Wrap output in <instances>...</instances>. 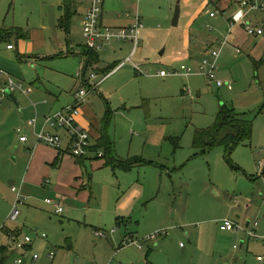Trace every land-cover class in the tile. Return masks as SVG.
Returning <instances> with one entry per match:
<instances>
[{"label": "rangeland", "instance_id": "rangeland-1", "mask_svg": "<svg viewBox=\"0 0 264 264\" xmlns=\"http://www.w3.org/2000/svg\"><path fill=\"white\" fill-rule=\"evenodd\" d=\"M63 1L21 2L33 13V30L47 26V46L37 53L41 61L16 62L11 70H4L26 90L37 85L41 93L59 97V104L68 106L80 88L84 71L82 54L87 48L82 21L89 3L76 0L78 13L66 36L58 25ZM203 1L192 0L188 9L185 0H129L126 9L119 0H105L106 24L118 18L132 23L138 12L145 28L140 32V45L132 63L108 78L99 92H91L83 106L91 104L100 119L110 116L106 131L120 161L141 158L148 164L130 171L105 169V159L88 164L93 180L86 202L77 199L69 203L77 206V213L65 206L62 216H56L53 207L45 204L50 198L48 190L33 191L34 202L19 206L22 215L18 222L6 223L9 229L20 226L33 241L24 257L25 264H144L140 262L144 260L160 264H264V37H248L244 29L235 27V39L224 48L215 74L217 82L232 84L233 89L219 87L204 75L184 76L182 66L197 68L180 55L189 53L184 49L185 40L218 34V24L225 21L226 16L217 11L221 9L215 12L217 19L209 18L210 8L195 19L194 27L187 29L186 10L194 16ZM178 3L183 17L180 26L174 28L172 20ZM258 3L264 5V0ZM249 18L255 23L260 20L259 27L264 29V11L252 13ZM227 24L219 28L226 34ZM57 41H62L63 47L58 48ZM219 47L216 43L207 51ZM109 52L99 53V65L88 67L86 80L91 79V85L99 83L115 66L107 69L113 62ZM131 53L132 49L122 62ZM172 70L181 74L165 79L158 75ZM92 74L98 78L93 80ZM20 95L17 90L14 96L19 100L7 97L0 104L12 109L11 115L0 113V123L6 124L0 127V142L18 136L16 131L23 124ZM224 107L239 115L248 114L254 127L251 143L240 145L231 161L225 159L223 147L204 155L194 148L197 133L213 129ZM15 154V149L0 148V220L8 212L9 202L16 198L12 187L20 184L16 180L20 159L16 163ZM98 154L105 156L99 149L94 159ZM135 190L139 193L131 208L119 211L118 203ZM225 219L240 226L258 222V238L223 229ZM3 227L0 224V245L6 237ZM98 230L104 231L106 238L97 237ZM149 238L151 241H146ZM132 241H140L143 252L136 246L128 247ZM122 246L126 248L121 250ZM34 255L39 260L33 263L30 259Z\"/></svg>", "mask_w": 264, "mask_h": 264}, {"label": "crops", "instance_id": "crops-1", "mask_svg": "<svg viewBox=\"0 0 264 264\" xmlns=\"http://www.w3.org/2000/svg\"><path fill=\"white\" fill-rule=\"evenodd\" d=\"M22 1L23 0H0V66H2L0 68V71H3L4 73L7 72L4 69L11 70V68L13 67V64H15L16 62L24 63L27 60H31L33 62L41 61L42 59H40L39 56H37V53H40V51H42V49H45V47L47 46V41L45 40V38H46L45 30L47 29V26L42 25L44 27L41 28V30H33L32 26H31V22H30V20H31L30 16H32L33 13L29 12L27 10V8L21 3ZM64 1L62 2V5L59 7L60 10H61L62 6L64 5ZM128 1L129 0H126V1L119 0V2L122 3V7L126 8V9H128L127 8L128 4H129ZM191 1L192 0H185L186 6L188 9H190L189 3H191ZM256 1L258 2L261 0H253L254 3ZM238 4H239V0H204L201 4V8L198 10L196 9L194 16H190L188 13L189 10H186L185 18L187 21V25H186L187 29L194 27L195 23L197 22L195 19L203 13L206 14V12L210 8H211V10L209 11V13L207 15V16H209V18L217 19V16L215 18L211 17V13H215L217 9H221V11H219V10H217V11L219 13L224 12L222 14H224V17L226 16L224 19L225 21H221L218 24V28H217L218 34H215V33L208 34L207 33V34H205V36H199L196 40L195 39L191 40V38L189 39V37L187 36L188 38L184 42V49L187 50L189 53L186 55V52H182L180 55H183V56H186L187 58H189L193 68L197 67L196 69H194L196 75L202 76V74H199V72L202 71L201 64L203 61L201 59L202 58L205 59V58L209 57V55H208L209 52L207 51L209 49V46L215 45L216 43H219L222 39H224L226 37V35L229 37V44L231 43V41H233L235 39V37H234L235 32L238 29L235 30V32L233 33L234 29H236V28L231 30L230 24L233 21L232 16L239 9ZM73 6H74V9H76L77 13H78V9L76 7V0L74 1ZM43 9H44V7L42 8V10ZM61 11H62V15L58 20V25H59L60 19L65 14V12L63 10H61ZM84 12H85V15L83 16V21L87 15L88 7L84 10ZM43 13H44V10H43ZM182 17H183V12H181L179 22L181 21ZM126 18L130 19L129 14H127ZM247 20L252 22L253 24H255L257 26L261 25V27H262V22L260 20L256 21L257 24L251 18H247ZM83 21H82V24H83ZM110 21H111L110 25L106 24V22H104V24L109 25L110 27L116 28V29L128 28L131 25H133V22L132 23L126 22V21L121 20L119 18L113 19V20L111 19ZM226 21L228 23L227 24L228 25V33L227 34L224 33L223 31L219 30V28H222L223 23H225ZM180 23H179V26H180ZM83 26H84V24H83ZM59 27H60V25H59ZM206 28H209V27L207 26ZM237 28H239V30L244 29L243 32L245 35H247L244 26L241 25ZM16 29L21 30L22 33L19 34L16 31ZM82 34H83V30H82ZM224 34H226V35H224ZM232 34H233V36H232ZM40 35H42V37H40ZM65 35L69 36L70 34L67 35L65 33ZM139 35H140V33H139ZM247 36L251 37L249 35H247ZM261 37H264V35ZM261 37H256V38L260 39ZM253 38H255V37H253ZM56 45L58 48L63 47V42L57 41ZM192 46H193V49H192ZM86 48H87V46H86ZM131 49H132V46L129 43H119L118 42L117 44H113L112 46L108 47L105 50V51H108V50L110 51L109 53L112 54L111 58L113 59V62L108 66L107 69L112 67V65H114V64H115V66H113L109 70L106 69L107 71H110V72L107 73L104 76V78L101 81H99V83L93 82V83H95L94 85H99L98 89L104 84V82L108 78L119 73V71H121V69L125 67L124 66L117 71L116 68L119 65L116 66V64L119 61L121 63H123L122 61L129 56V52L131 51ZM85 51L88 52L89 49H86ZM236 51L238 54H241V51L239 52L238 49ZM85 53L86 52H84L82 54L83 57H85V66L83 68L84 71H83L82 75H80V77H81L80 88L74 93L73 99H72L73 102L68 106L74 105L75 94L78 91H80L82 88H85L86 85H89L90 82H92V81H90L91 79H89V81L86 80V79H88V77H86L87 76L86 72L88 71L87 70L88 67L97 66L101 62L100 55H98L99 53H95V55L97 57L96 61H92L90 63V65H88L89 58H87L85 56ZM203 54L205 55V57ZM95 69H98V68L95 67ZM136 71L138 72L137 69H136ZM172 71H175V70H172ZM7 73L4 75H2L0 73V88L3 87L4 84H6L7 81L11 78ZM196 75H192V76H196ZM184 76H186V75H184ZM4 77L6 78L5 80H4ZM166 77H170V76H165L162 78L165 79ZM186 77H190V76H186ZM33 87H34V89L31 87L28 88V90H29L28 95L29 96H25L23 93L20 92V94H21L20 98L22 99L21 101L23 103L22 114H21L22 118H23V122H21V124L22 123L23 124L16 131L18 136L14 137L13 141H8V140L6 141V139L3 138L4 139L3 142H0V148L2 150H5V151L12 150L13 151L15 149V152H16L15 161L18 158V159H20V164H21V166H20V164L18 165L17 170H18L19 175L16 179L17 181H19L20 184L12 187V193L14 195H16V198H15V200H11L9 202L8 209H7L8 212L0 220V224L1 225L4 224V227L6 226L8 217L12 213V210L15 206V202H16L17 197H18L17 193L13 192V188H15V187L20 191L21 195L23 196V203L22 204H24V202L29 201V200H30V202L31 201L34 202V199L32 198L33 197L32 194L34 193L33 191H37V190L39 191V190H44V189L46 190L47 189L48 190L47 193L50 194V198H46V200L52 199L55 204L60 205L63 208L65 206H68L69 211H73V212L77 213V211H78L77 206L69 204V203L70 202H76L77 199L84 200L86 202V200H85L86 192H88V191L90 192V189H91V183H90V180L88 178L89 176H91L88 173V164H90V163L94 164L95 160H102L99 157L97 159H94V157H96L95 152L98 151V150H96V146L98 145L99 140L102 138V134H103L102 128H103L105 118L103 117V119H100L96 115L91 104H89L87 106H83L81 108V115L79 116V120H78L80 125L85 130H87V132L90 133V142L93 145L92 147H95V149L91 152V154L85 158V167L83 165L77 163L76 158L74 159L69 151H60L59 152V151L55 150L54 148H50L49 146H47L45 144L42 145V144L37 143L34 131L38 132L42 129L44 122L46 120V117L53 115V114L59 112L60 110L66 108L68 106H66V105L63 106L62 104H59L60 103L59 97L56 98L50 93L49 94L41 93V91L38 89L37 85L33 86ZM98 89H97V91H98ZM14 93L15 92H13V94ZM47 97L49 100L47 99ZM17 99L18 98H16V101H17ZM0 113L3 115H11L12 109L8 105L6 106V108L0 107ZM34 118L38 119V125L35 128V130L31 124V122ZM4 125H6V124L0 123V127L4 126ZM52 132H54V131H52ZM58 133H61L65 138L67 137V133L64 130H59ZM22 136H27L28 141L22 142L21 141ZM4 141H6V142H4ZM66 142H67V140H66ZM194 148H195V146H194ZM196 152H198V151H196ZM59 158H61V160H60V164L57 166L56 162ZM116 158L118 159L117 155H116ZM118 160H120V159H118ZM16 163H17V161H16ZM102 163H103L102 167L105 169L107 167H110V168H112L113 171L122 170L119 168L114 169L111 166H107L105 161H102ZM142 164H145V163H138L137 165L133 166L132 169L137 168V166H142ZM132 169H130V170H132ZM91 178H92V176H91ZM47 180H50V183H47ZM92 180H93V178H92ZM92 180H91V182H92ZM138 193L139 192L137 190H135L133 193H131L129 195H125L124 198L117 205L118 210L123 212V211H127L128 209H130L131 208L130 206L132 205V202L135 199V195ZM46 200H45V204H48L46 202ZM48 205H51L53 207L56 216H62V215L57 214V210H56V207L54 204H48ZM237 218H239V216ZM248 224H249V226L253 225L252 222H247L246 226H243V227L248 228L249 227ZM6 229H7V231H3L6 234L5 235L6 236L5 241H2V243L0 245L1 260L5 261V262H13L14 260L17 259L18 255L22 254V256L25 257L27 252H29L30 249L32 248L33 243L26 250L14 249V247L9 242L8 234L18 232L20 234L25 235L24 230L21 229L20 226H16V229H9L6 226ZM258 229L256 230V232L258 231ZM98 231H100V230H98ZM102 232H104V231H102ZM113 233L114 232H111V234H113ZM146 241H151V239L146 240ZM126 243H128V242H126ZM124 246H122L120 249L124 250V248H126ZM134 246H136L138 248V250L143 252L144 247H143L142 243H140V241L139 242L132 241V246L128 245V247H134ZM242 247H243V243H241V248ZM118 253L119 252H117L116 254L118 255ZM32 258L30 259L31 260L30 262L34 263V261H32ZM157 258L158 257H156V259ZM140 262H142L144 264H160L157 262L150 263L149 261H146V260L140 261Z\"/></svg>", "mask_w": 264, "mask_h": 264}, {"label": "built area", "instance_id": "built-area-1", "mask_svg": "<svg viewBox=\"0 0 264 264\" xmlns=\"http://www.w3.org/2000/svg\"><path fill=\"white\" fill-rule=\"evenodd\" d=\"M88 1L89 8L87 15L83 21V38L86 40L87 49L95 52L102 53L108 47L113 44L119 43H129L132 46V55L125 62L119 64L116 68L117 71L126 66L128 63H132L134 56L140 45L139 33L145 28L142 23V18L137 12V16L133 20V25L128 28H112L109 25L104 24V4L105 0H83ZM126 1V0H121ZM239 9L232 16V22L230 24L231 30L235 27L244 26L247 35L251 37H261L264 35V29L258 27L252 22L248 21L247 18L250 17L252 13L264 11V5H261L257 1L254 3L253 0H239ZM216 13H211V17L215 18ZM212 30V28H210ZM220 47L217 50L209 53V57L205 58L201 64L202 71L199 74H202L208 78L210 82H216L220 87L228 86L230 89H233L231 84L224 85L222 82H217L216 72H217V61L220 58L224 48L229 44V37L226 35L224 39L220 42ZM12 47V46H11ZM10 47V48H11ZM240 52V51H239ZM134 68L137 69L140 73L141 70L137 64H134ZM182 74L186 76L196 75L194 69L182 66ZM2 75L6 74L3 71H0ZM177 71L170 72H160L158 75L161 77L165 76H177L181 74ZM91 78L95 80L97 78L96 74H92ZM86 85L85 88H82L75 94V103L74 105L68 106L59 112L46 117L42 129L38 132H35L36 140L38 144L47 145L50 148H54L57 151H69L72 157H84L86 158L92 152V144L90 142V133L87 132L79 123V116L81 115V108L88 101V96L91 92L97 91L99 85ZM20 91L25 96H28L29 90L23 88V85L14 80L13 78L9 79L3 87L0 88V104L2 103L3 98L8 97V92ZM32 127L35 128L38 125V119L34 118L31 122ZM59 130H64L67 133L65 138L61 133H58ZM54 131V132H52ZM67 140V142H66ZM22 142H27L28 137L22 136ZM99 158H103L102 154H98ZM47 183H50V180H47ZM13 192L17 193L18 197L15 202V206L12 210V213L8 217V221L15 223L21 216V211H19V206L23 203V196L20 191L15 187ZM48 204H54L57 210V214L61 215L64 211L63 207L54 203L52 199H47ZM223 229L228 231H233L236 233L242 232L252 238H258L256 230L259 228L260 224L255 222L253 225H250L248 228L240 226L234 220L225 219L222 221ZM6 230V226L2 228V231ZM38 234V233H37ZM95 235L99 238H106V233L102 231H96ZM42 238H46L45 235ZM8 239L14 249L26 250L33 243L30 237L16 233H9ZM152 239V238H149ZM237 248V247H235ZM51 259H54V256L51 254ZM39 256L34 255L32 261L37 262ZM25 258L17 256V259L13 262H5L1 260L0 264H24Z\"/></svg>", "mask_w": 264, "mask_h": 264}, {"label": "trees", "instance_id": "trees-1", "mask_svg": "<svg viewBox=\"0 0 264 264\" xmlns=\"http://www.w3.org/2000/svg\"><path fill=\"white\" fill-rule=\"evenodd\" d=\"M74 1L75 0H65L64 5L61 10L65 12L64 16L60 19L59 25L60 28L69 35L71 32V22L77 10L74 9ZM224 12H221V14ZM16 31L21 34L22 31L16 29ZM85 56L89 58V63L92 61H96L97 57L95 52L89 50L85 51ZM88 67V66H87ZM221 114L218 117L217 124L213 127V129L199 131L196 135L194 144L196 151L201 154H206L208 152L213 151L217 147H223L225 152V159L231 161L232 153L244 143H251L253 137V121L248 117V114L239 115L232 110H227L226 107L222 109ZM109 114V113H108ZM110 116L105 118L103 124V134L102 138L99 140L98 145L96 146V150H103L105 156L101 159H105L106 165L111 166L114 169H123L129 171L133 166L138 163L148 164L147 161H144L141 158H137L136 160H118L115 154V147L113 146V142L111 141L108 131H106L109 126ZM95 147L92 148V151ZM74 158V157H73ZM76 158V157H75ZM74 158V159H75ZM61 158L57 160V166L60 164ZM77 163L83 165L85 167V158L77 157ZM91 183V176L88 177ZM64 212V211H63ZM62 212V213H63ZM59 215V214H58ZM62 215V214H61ZM4 231H7L4 230ZM29 248V247H28ZM27 248V249H28Z\"/></svg>", "mask_w": 264, "mask_h": 264}, {"label": "water", "instance_id": "water-1", "mask_svg": "<svg viewBox=\"0 0 264 264\" xmlns=\"http://www.w3.org/2000/svg\"><path fill=\"white\" fill-rule=\"evenodd\" d=\"M176 6L177 7H176V10H175V14H174L172 22H173V26L175 28H178L179 27V23H180L179 19H180V16H181L182 8L180 6V3H178ZM8 97L11 100H13L14 102H16V98H15L13 92H8ZM248 226H249V224H248Z\"/></svg>", "mask_w": 264, "mask_h": 264}, {"label": "bare ground", "instance_id": "bare-ground-1", "mask_svg": "<svg viewBox=\"0 0 264 264\" xmlns=\"http://www.w3.org/2000/svg\"><path fill=\"white\" fill-rule=\"evenodd\" d=\"M259 27V26H258Z\"/></svg>", "mask_w": 264, "mask_h": 264}]
</instances>
